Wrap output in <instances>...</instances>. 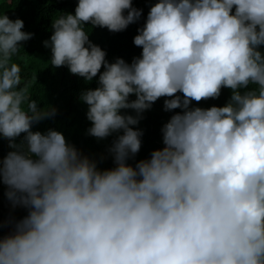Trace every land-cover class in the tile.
<instances>
[{
  "label": "clouds",
  "instance_id": "1",
  "mask_svg": "<svg viewBox=\"0 0 264 264\" xmlns=\"http://www.w3.org/2000/svg\"><path fill=\"white\" fill-rule=\"evenodd\" d=\"M140 16L132 0H77L44 42L53 67L98 76L80 97L88 133L123 130L115 167L100 170L60 131L32 130L55 109L38 107L12 59L32 33L0 14V137L11 149L0 185L28 210L7 235L0 222V264H264V0H155L131 63L106 61L84 29L118 32ZM222 88L223 106L189 107ZM162 97L165 111H182L162 126L163 147L133 167L141 132L130 125Z\"/></svg>",
  "mask_w": 264,
  "mask_h": 264
},
{
  "label": "trees",
  "instance_id": "2",
  "mask_svg": "<svg viewBox=\"0 0 264 264\" xmlns=\"http://www.w3.org/2000/svg\"><path fill=\"white\" fill-rule=\"evenodd\" d=\"M155 0H132V6L141 10V16L129 24L126 29L118 32L107 28L85 24L84 29L91 43L99 46L105 53L109 63L122 58L131 63L134 57H139L142 49L133 43L138 29L143 27L148 11ZM77 0H0V14H6L10 19H21L24 23L22 31L32 33L27 41L20 43L21 51L13 56V61L21 67L22 85L27 84L31 98L39 108L55 109V115L35 123L33 131L46 132L48 129L60 131L67 142L73 145L82 156L94 160L98 169L105 170L115 167L110 148L123 130L111 133L108 137L97 139L88 133L91 122L86 117L88 106L80 97L88 89L98 87V76L91 81L70 73L68 67H53L50 63L51 49L44 42L50 40L52 21L54 18L68 13L74 14ZM126 14V13H125ZM264 54V45L259 47ZM103 71V68H101ZM250 88L255 85H250ZM241 91H245L242 89ZM182 97V93H178ZM231 96V90L222 88L216 99L192 101L189 107L208 108L213 105L223 106ZM135 95L129 96V100ZM165 97L158 99L147 110L139 113L138 123L130 125L141 132V147L134 156L130 154L126 163L135 167L136 163L150 158L153 150L163 147L162 126L175 112L182 109L165 111ZM122 115L137 116L135 110L122 109ZM23 140V134L16 138V143ZM11 149L8 140L0 137V157ZM6 186L0 185V222L3 223V234L7 235L14 223L27 215V209L21 206L13 207L4 195Z\"/></svg>",
  "mask_w": 264,
  "mask_h": 264
}]
</instances>
